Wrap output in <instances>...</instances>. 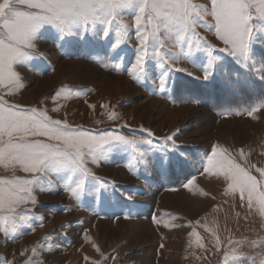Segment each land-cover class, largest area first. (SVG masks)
I'll use <instances>...</instances> for the list:
<instances>
[{
    "label": "rangeland",
    "instance_id": "374dc122",
    "mask_svg": "<svg viewBox=\"0 0 264 264\" xmlns=\"http://www.w3.org/2000/svg\"><path fill=\"white\" fill-rule=\"evenodd\" d=\"M122 16L132 27L128 44L117 52L110 49L106 40H93L90 36L74 37L70 44L60 48L53 42L51 33L45 32L37 41L38 51L44 56L35 57L17 69L23 76L24 87L9 95L0 86V95L10 103L45 109L54 119L67 118L71 124L90 129L112 130L116 124L127 123L129 127L115 131L146 136L141 130L143 126L154 133L152 139L158 148L162 141L157 138L178 129L174 139L185 163L161 168L163 151H149L147 167L141 163L130 169L128 153L109 151L99 164L89 165L108 182L107 191L86 192L79 200L64 190L61 178L51 175L45 181V188L50 190L37 188L34 192L37 203L26 206L32 210L28 220L18 221L17 232L8 236L0 232V262L7 259L13 264L26 261L30 264H95L97 261L100 264H252V254L260 248L251 247L250 241L264 238V216L260 215L257 203L250 209L245 199L242 205L238 192L234 194L228 189V181L215 170L204 172L203 165L204 157L216 145L227 149L242 166L245 161L255 165L250 169L251 174L261 179L255 169L264 167V108L254 114L255 118L246 112L240 115L224 112L264 97V80L241 68L227 53L218 52L225 63L212 79L194 78L202 77V71L181 60L179 66L192 71L194 76L175 73L167 92H159L160 70L154 62L148 63L143 82L134 79L135 72L129 71L139 42L134 10H123ZM197 31L217 49L224 47L213 29L200 27ZM165 43L171 41L166 38ZM58 91L60 95L56 96ZM89 104L96 107L90 108ZM101 105H108L107 111L118 113V119L109 121ZM54 108L58 110L53 111ZM98 120L104 123H94ZM12 173V169L0 165V176L10 177ZM15 174L29 176L19 168ZM191 177H195L193 183L183 187ZM124 193L133 198L127 199ZM127 213L130 215L126 218ZM204 224L220 236L219 250L215 249L211 234L201 227ZM193 228L203 237L206 250L189 247V240H195L188 235ZM49 236L51 240L47 239ZM229 239L232 244H228ZM33 247L37 249L35 254ZM256 259L259 264L260 258Z\"/></svg>",
    "mask_w": 264,
    "mask_h": 264
},
{
    "label": "snow or ice",
    "instance_id": "6c2138e0",
    "mask_svg": "<svg viewBox=\"0 0 264 264\" xmlns=\"http://www.w3.org/2000/svg\"><path fill=\"white\" fill-rule=\"evenodd\" d=\"M126 9L134 10L135 34L139 42L129 69L135 72L133 78L137 81L143 82L148 63L154 62L160 70L159 92H167L175 73L194 76L192 71L179 66L181 60L202 71V77L194 78L208 81L225 63L218 52L227 53L241 68L264 80V52L258 51L264 49V0H207L205 3H194L193 0H0V86L9 95L24 87L23 76L17 69L35 57L44 56L38 51L37 41L45 32L51 33L53 42L60 48L65 43L70 44L74 37L87 39L90 36L93 40H106L110 49L117 52L129 42L132 25L122 16ZM200 27L213 29L224 47L217 49L197 31ZM166 38L170 44L165 43ZM59 95L60 91L56 93ZM89 107L94 109L96 105L89 104ZM101 107L106 109L109 121L118 119V113L107 111L108 105ZM261 108H264V97L256 98L248 105L226 109L224 114L246 112L255 118L254 114ZM56 110L58 108L53 109ZM124 127L129 125L116 124L112 130L74 125L67 118H52L45 109L25 108L0 95V165L13 170L10 177L0 176V232L8 236L10 232H17L18 221L28 220L32 210L26 206L37 203L34 195L37 188L50 190L45 188V181L51 175L61 178L64 190L78 200L86 192L107 191L108 182L97 176L89 165L99 164L109 151L128 153L130 169L141 163L147 167L149 151H163L159 161L161 168L185 163L174 139L178 129L157 138L162 141L158 148L150 129L141 126L146 136H129L115 131ZM145 145L148 147L144 148ZM243 155L241 149L240 156ZM204 160V172L215 170L222 175L228 181V189L234 194L238 192L242 205L246 199L251 209L255 202L260 215L264 216V167L255 169L261 177L258 180L250 171L255 165L245 161L242 166L227 149H219L216 145ZM17 168L29 176L16 175ZM194 179L189 178L183 187H189ZM111 187L116 188L115 182ZM123 195L129 200L133 198L128 193ZM128 215L130 213L126 218ZM153 220L158 223L155 217ZM201 227L211 234L214 247L219 250L222 241L216 230L207 224ZM188 235L195 237L194 241L189 240V247L206 250L203 237L196 228ZM232 243L229 239L228 244ZM250 246L260 248L252 254V264H257L256 257L260 258L259 264H264V238L250 241ZM94 247L99 251L98 246ZM32 252L35 254L37 249L33 247ZM0 264L13 262L4 259Z\"/></svg>",
    "mask_w": 264,
    "mask_h": 264
},
{
    "label": "bare ground",
    "instance_id": "6f19581e",
    "mask_svg": "<svg viewBox=\"0 0 264 264\" xmlns=\"http://www.w3.org/2000/svg\"><path fill=\"white\" fill-rule=\"evenodd\" d=\"M229 201V200H228Z\"/></svg>",
    "mask_w": 264,
    "mask_h": 264
}]
</instances>
